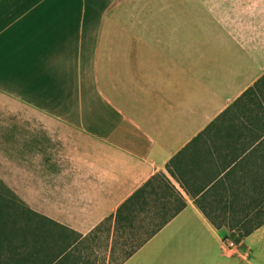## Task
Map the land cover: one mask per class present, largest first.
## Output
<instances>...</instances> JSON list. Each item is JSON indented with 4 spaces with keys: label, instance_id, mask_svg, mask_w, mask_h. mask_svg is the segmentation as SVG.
<instances>
[{
    "label": "crops",
    "instance_id": "crops-1",
    "mask_svg": "<svg viewBox=\"0 0 264 264\" xmlns=\"http://www.w3.org/2000/svg\"><path fill=\"white\" fill-rule=\"evenodd\" d=\"M95 10L73 113L53 112L45 133L53 198L35 209L69 230L53 229L66 247L53 264H111L147 215L120 207L159 174L152 205L185 206L119 264H264V83L250 91L264 76V0H0V54L49 41L57 56L90 40ZM58 11L75 12L73 39L37 27ZM10 83L0 74L1 99ZM223 229L255 230L236 241Z\"/></svg>",
    "mask_w": 264,
    "mask_h": 264
},
{
    "label": "rangeland",
    "instance_id": "rangeland-1",
    "mask_svg": "<svg viewBox=\"0 0 264 264\" xmlns=\"http://www.w3.org/2000/svg\"><path fill=\"white\" fill-rule=\"evenodd\" d=\"M70 12L65 17L58 11L53 20L35 19L37 27L66 25L65 34L73 39L77 18L75 12ZM91 13L90 40H70L71 44L57 56H53V42L49 41L33 43L41 48L37 52L26 51L23 55L20 50L14 58L0 54V74L12 86L7 89L8 98L7 94L0 97V189L12 191L36 212L35 207L41 208L43 201L53 198V182L49 179L53 171V138L45 133L53 131V112L73 113L74 93L81 92L76 88L82 81L83 55L96 49L99 16L96 10ZM139 236L119 246L111 264L122 262L146 238L144 234ZM84 256L89 255L85 252ZM89 257L93 264H105L100 254Z\"/></svg>",
    "mask_w": 264,
    "mask_h": 264
},
{
    "label": "trees",
    "instance_id": "trees-1",
    "mask_svg": "<svg viewBox=\"0 0 264 264\" xmlns=\"http://www.w3.org/2000/svg\"><path fill=\"white\" fill-rule=\"evenodd\" d=\"M262 83H264V76L250 91L260 87ZM171 164L172 161L167 165V169L174 177ZM158 176L163 177L164 180L167 179L165 175L159 174L153 180ZM153 180L136 191L119 209V213L121 211H147L146 216L137 219V230L143 231V234L146 235L145 239L138 242L137 247L152 238L185 206L184 204L172 208L170 213H165L163 210L167 209L166 206L156 204V201H153L152 205L149 200L152 193L155 192L151 187ZM181 187L184 188L182 185ZM171 190L172 194L175 193V200L177 197L182 198L175 187L172 186ZM53 229H60L59 234L64 236L69 231L67 227L29 208L12 191L0 189V264H53V259L66 252L65 245L53 246ZM229 230H234L228 236L229 238L241 241L255 229Z\"/></svg>",
    "mask_w": 264,
    "mask_h": 264
},
{
    "label": "built area",
    "instance_id": "built-area-1",
    "mask_svg": "<svg viewBox=\"0 0 264 264\" xmlns=\"http://www.w3.org/2000/svg\"><path fill=\"white\" fill-rule=\"evenodd\" d=\"M229 244H230V246H233V243L231 241L229 242Z\"/></svg>",
    "mask_w": 264,
    "mask_h": 264
}]
</instances>
